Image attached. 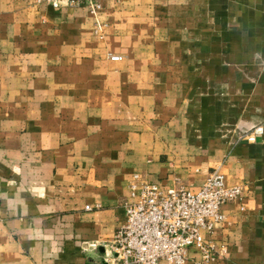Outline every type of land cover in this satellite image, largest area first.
Segmentation results:
<instances>
[{
    "label": "crops",
    "instance_id": "obj_1",
    "mask_svg": "<svg viewBox=\"0 0 264 264\" xmlns=\"http://www.w3.org/2000/svg\"><path fill=\"white\" fill-rule=\"evenodd\" d=\"M216 168L214 264H264V0H0V264H108L134 174Z\"/></svg>",
    "mask_w": 264,
    "mask_h": 264
},
{
    "label": "built area",
    "instance_id": "obj_2",
    "mask_svg": "<svg viewBox=\"0 0 264 264\" xmlns=\"http://www.w3.org/2000/svg\"><path fill=\"white\" fill-rule=\"evenodd\" d=\"M49 1L56 6L84 3L92 10L101 8L103 2ZM111 58L118 60L121 56ZM261 132L262 127L258 126L241 138L255 141ZM130 196L125 202V223L108 244V264H214L229 253L228 245L213 235L227 220L223 206L240 200L243 187L227 185L219 168L197 191L183 185L162 188L134 174Z\"/></svg>",
    "mask_w": 264,
    "mask_h": 264
}]
</instances>
